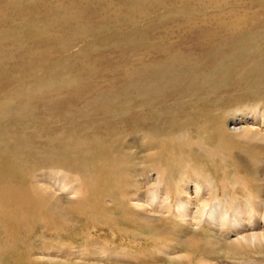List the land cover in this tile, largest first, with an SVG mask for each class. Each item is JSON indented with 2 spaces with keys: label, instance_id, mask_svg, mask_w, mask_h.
Segmentation results:
<instances>
[{
  "label": "bare ground",
  "instance_id": "obj_1",
  "mask_svg": "<svg viewBox=\"0 0 264 264\" xmlns=\"http://www.w3.org/2000/svg\"><path fill=\"white\" fill-rule=\"evenodd\" d=\"M58 256L264 264V0H0V264Z\"/></svg>",
  "mask_w": 264,
  "mask_h": 264
},
{
  "label": "rangeland",
  "instance_id": "obj_2",
  "mask_svg": "<svg viewBox=\"0 0 264 264\" xmlns=\"http://www.w3.org/2000/svg\"><path fill=\"white\" fill-rule=\"evenodd\" d=\"M81 240V239H80ZM82 244H84V245H86L85 244V242H81ZM181 252H183V249L182 250H180ZM56 258H61V259H63L64 260V263H66V264H73V260L75 261V260H77V258H72V257H62V256H58V257H56ZM67 258H69V260L67 259ZM71 259H73V260H71ZM88 259H89V257H83V258H81V259H78L79 260V262L78 263H76V264H89V263H93V262H89L88 261ZM72 261V262H71ZM159 263V262H158ZM158 263H155V264H158Z\"/></svg>",
  "mask_w": 264,
  "mask_h": 264
}]
</instances>
